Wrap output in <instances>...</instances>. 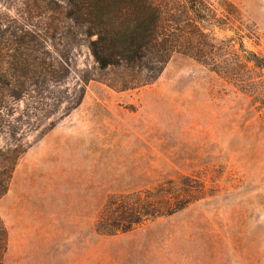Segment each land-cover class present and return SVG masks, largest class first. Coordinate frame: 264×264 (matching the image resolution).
<instances>
[{
    "label": "rangeland",
    "instance_id": "374dc122",
    "mask_svg": "<svg viewBox=\"0 0 264 264\" xmlns=\"http://www.w3.org/2000/svg\"><path fill=\"white\" fill-rule=\"evenodd\" d=\"M225 1L241 23L215 35L239 29L264 58V0ZM67 10V0H0V35L24 38L41 64L0 114V264H264L260 102L182 55L152 84L122 91L133 74L100 69ZM183 178L199 198L185 209L98 232L111 199ZM22 216L32 219L17 229L26 243L12 247L8 218Z\"/></svg>",
    "mask_w": 264,
    "mask_h": 264
},
{
    "label": "trees",
    "instance_id": "16d2710c",
    "mask_svg": "<svg viewBox=\"0 0 264 264\" xmlns=\"http://www.w3.org/2000/svg\"><path fill=\"white\" fill-rule=\"evenodd\" d=\"M212 1L67 0V16L90 39L89 49L100 69L133 74L121 82L122 91L152 84L174 55H182L222 75L254 103L260 102L257 109L264 116V58L245 47L246 35L239 29L231 38L215 35L231 19L241 23V18L236 6L225 0L219 2L225 15L219 16ZM5 36L0 35V114L22 98L25 81L35 80L41 67L38 50L23 48L24 38ZM192 187L190 179L183 178L111 199L106 214L110 224L105 226L102 218L97 230L106 235L127 233L172 216L199 199Z\"/></svg>",
    "mask_w": 264,
    "mask_h": 264
},
{
    "label": "crops",
    "instance_id": "0c3cea01",
    "mask_svg": "<svg viewBox=\"0 0 264 264\" xmlns=\"http://www.w3.org/2000/svg\"><path fill=\"white\" fill-rule=\"evenodd\" d=\"M22 211V210H21ZM17 215V214H16ZM21 215H22V213H21ZM32 221V219H29V218H25V217H16V218H14V217H9L8 218V225H11L13 228H14V230L12 231V234H11V239H12V247H15V245H13V244H15V241L16 240H18L21 244H25L26 242H25V234H23V233H19L18 231H17V229H18V227L19 226H23L25 223H27V222H31ZM39 222H37V224H38ZM10 255L12 254V252H13V250H12V248H11V245H10ZM9 257V256H8ZM21 260H22V258L20 259L19 258V261L21 262ZM23 261H25V259H23ZM6 264H11L10 263V261L9 260H7L6 261ZM22 264H23V262H22Z\"/></svg>",
    "mask_w": 264,
    "mask_h": 264
}]
</instances>
